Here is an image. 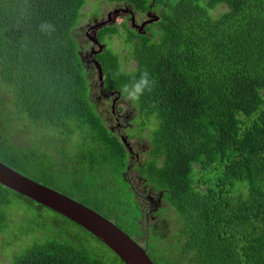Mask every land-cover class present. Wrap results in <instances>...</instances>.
I'll return each mask as SVG.
<instances>
[{
  "label": "trees",
  "instance_id": "trees-1",
  "mask_svg": "<svg viewBox=\"0 0 264 264\" xmlns=\"http://www.w3.org/2000/svg\"><path fill=\"white\" fill-rule=\"evenodd\" d=\"M106 1L159 18L143 32L127 22L96 29L105 48L93 56L100 90L120 99L142 72L155 81L131 101L138 131L150 129L145 186L125 177L128 150L91 96L88 77L100 71L86 66L75 34L88 0H0V161L97 211L155 264H264V0ZM116 36L124 52L108 43ZM25 125L37 138L20 146ZM148 191L166 204L152 226ZM42 209L54 212L0 184L2 245L30 238L9 264H124ZM167 213L171 235L154 236Z\"/></svg>",
  "mask_w": 264,
  "mask_h": 264
},
{
  "label": "rangeland",
  "instance_id": "rangeland-1",
  "mask_svg": "<svg viewBox=\"0 0 264 264\" xmlns=\"http://www.w3.org/2000/svg\"><path fill=\"white\" fill-rule=\"evenodd\" d=\"M88 1H89V4L83 10L84 11L83 14L88 13V12H92V14L89 15L87 19L86 17L82 19V22L76 28L75 34H76V38L81 43V47L85 48V54H84V58L86 61L85 63H86V66L90 68L91 66L94 67V65H92V62L91 63L88 62V57L92 51V48H95V45L93 44V42L90 43L86 39L85 33L87 31L90 36L96 33V30L94 31L90 29V26L92 25V22L95 19L93 14L95 13L96 7L99 10V13L97 14V17H96V23L102 22L103 20H107L108 15L112 13L111 18H112L113 24L121 25L124 16L129 15L130 13L127 12V10L129 9V6L125 3H109L106 0H88ZM141 17H142V20H145L147 18L146 21H149L151 19L149 17H146V15L144 14L143 15L141 14ZM137 21H138V18L136 22ZM108 43L112 44V49L115 52L119 53V52L125 51L123 49V47L125 46V43L122 42L119 36H116L112 42H108ZM102 44L105 45V43H102ZM88 80H89V85L91 84L90 87L92 86L91 96L95 98V102L98 104L97 108L104 115L109 117L108 123H109V126L112 128V130H114L120 137L130 136L132 140L131 142L134 143L133 145H137V143L135 142H138L139 148H136V150L139 153V161L132 164L133 175L132 176L129 175V177L131 179V182L137 188L142 190L141 186L143 185V179L141 177L138 178V172H139L138 165L145 163V161L148 159L149 150L147 151L145 150L150 148V143H149V138H148L150 129L143 131V132L138 131L137 127L138 125H140V122H137V123L135 122V119L138 117V115H137L136 109H134V105L132 104L130 100L121 97V99L119 98L118 101L116 102V99L114 100V98H118V95L113 94L111 97L105 98L100 93L99 83L101 81L103 82L104 78H102L101 80L100 77H94V79H91V82H90V77H88ZM114 111L117 112L115 116H113ZM118 116L120 117L118 120H116V117ZM117 124H120V126L118 127ZM25 126L26 127L24 129H22L20 132L17 133V135L20 134V136H17V138H15L16 139L15 142L19 144L20 146H28L32 144V142H30L31 139L37 138V135H36L37 132L35 131V129H32L33 126H28V125H25ZM137 131H138V134L135 136ZM68 154L73 155L74 148H70L68 151ZM60 172L61 171L57 170V173H60ZM32 179H34L35 181L43 185H46L48 187L58 190L57 188L53 187L54 185H52V183H49V181H46V179L44 178L32 177ZM72 184H75V181H73V183L69 185L72 187ZM60 192L65 193L64 191H60ZM74 198L79 199L78 195H75ZM162 205L166 206V204L163 202H162ZM145 207H149L148 204H145ZM15 208L23 212L25 216L28 218H31L32 216H34V214L30 210H27L24 207H19L16 205ZM42 214H43V217L46 219V222L47 221H57L59 223L60 228H63L64 231L72 234L73 236L77 235L80 238L86 237V240L89 242V244L92 243L93 246H95L99 251H101L99 253H101L102 256L106 258L112 257V253L109 250H107L100 242H98L91 235L84 232L82 229H80L78 226H76L72 222L68 221V219L48 209H42ZM152 214H153V211L148 209V215L146 216V218L148 219L147 223L149 226L153 225ZM159 217H162L163 220L159 222L158 226L154 230H152L151 233H153L154 236H157L159 238H167L172 233V229H171L172 221L169 219L170 214L167 213L164 216L160 215ZM55 233H56V228L49 227L48 233L45 235V237H52ZM31 236H32L33 242L41 239L38 235L33 234V233H31ZM8 240H11V239H8ZM3 241H4V236L0 235V264H9L11 258L16 254L15 252H19L21 249L25 248L28 245L25 242L27 241L30 242V238H28L27 236L25 237L24 242L23 241H13L9 245H2ZM31 244H29V246H31Z\"/></svg>",
  "mask_w": 264,
  "mask_h": 264
},
{
  "label": "water",
  "instance_id": "water-1",
  "mask_svg": "<svg viewBox=\"0 0 264 264\" xmlns=\"http://www.w3.org/2000/svg\"><path fill=\"white\" fill-rule=\"evenodd\" d=\"M127 12L132 14V10L130 9ZM111 16L112 13L108 15L107 20L97 22L90 28L95 31L107 24L112 25ZM148 17L151 18L149 21H146L142 25H136V27L144 29L148 23L159 20L157 16L151 13H149ZM96 38V33L91 35V40L99 43ZM102 49H104V46L100 45V50ZM95 62L100 71L99 77L102 80L101 66L97 61ZM122 140L124 143H127L126 138ZM0 184L53 210L83 228L105 244L124 264H155L146 250L115 223L68 195L20 174L1 161Z\"/></svg>",
  "mask_w": 264,
  "mask_h": 264
},
{
  "label": "flooded vegetation",
  "instance_id": "flooded-vegetation-1",
  "mask_svg": "<svg viewBox=\"0 0 264 264\" xmlns=\"http://www.w3.org/2000/svg\"><path fill=\"white\" fill-rule=\"evenodd\" d=\"M132 10V14L130 13L129 15H126V16H124V18H123V21H122V23L123 22H127V23H130V26L134 29V30H139L140 32H143V29H141L140 27H136V25H142L143 23H145L146 22V20H147V18L145 19V20H142V17H141V14H139V13H137L136 11H134L133 9H131ZM137 15H138V17H137ZM148 15L149 14H146V17H148ZM137 18H138V21L136 22V20H137ZM135 19V20H134ZM92 26V25H91ZM90 26V27H91ZM91 29V28H90ZM146 34H148V32L146 31ZM86 36H88V34H86ZM99 47H100V45H95V48H92V51H91V53L89 54V57H88V62H90L91 63V61H92V63H94V59H93V56H94V52H97L98 50H99ZM85 59V58H84ZM100 93L105 97V98H109V97H111L112 95L109 93V92H104V91H102V90H100ZM116 99V102L118 101V99H119V96H118V98H114V100ZM114 100H113V102H114ZM117 112L116 111H114V113H113V116H115V114H116ZM119 117L120 116H118V117H116V120H118L119 119ZM108 120H109V117L107 116V118H106V121H107V123H108ZM117 126L119 127L120 126V124H117ZM108 127L110 128V129H112L110 126H109V123H108ZM135 143H137V145H131V149H132V155H130V159H132V160H128V172H129V175L130 176H132L133 175V170H132V164L133 163H135V162H137V161H139V153L137 152V150H136V148H139V145H138V142H135ZM132 144V143H131ZM141 150H143V149H141ZM147 150H150V148L149 149H146L145 151H147ZM149 152V151H148ZM141 164H139L138 166H140ZM139 177H141L142 178V176H141V172L139 171L138 172V178ZM128 181H130V183H131V185L133 184L132 182H131V179H130V177H128V179H127ZM145 180H143V185H142V188L145 186ZM137 188V187H136ZM139 189V188H138ZM139 190H141V189H139ZM144 192H146V190H144ZM147 194L149 195L148 196V198H149V200H150V210H152L153 211V213L157 210L156 208L158 207H160V206H162V202L163 201H161V194L157 197V199H155L153 196H151L150 195V191H148L147 192ZM147 214H148V211H147Z\"/></svg>",
  "mask_w": 264,
  "mask_h": 264
},
{
  "label": "clouds",
  "instance_id": "clouds-1",
  "mask_svg": "<svg viewBox=\"0 0 264 264\" xmlns=\"http://www.w3.org/2000/svg\"><path fill=\"white\" fill-rule=\"evenodd\" d=\"M93 26V25H92ZM86 36V34H85ZM91 36L88 34V36H86V39L92 43L93 41L91 40L90 38ZM98 40L99 43H96L93 42L94 45H102L104 46L105 48V45L101 43L100 39L96 38ZM81 45V43H80ZM84 47H83V51H84ZM100 49V47H99ZM85 54V52H83ZM84 54H83V58H84ZM85 60V59H84ZM94 63L96 64V60L94 59L93 60ZM92 62V61H91ZM99 77V76H98ZM155 84V81L150 79V76H149V73L147 71L145 72H142L139 76V78L133 82L132 84H125L121 91L125 94V98L130 100V101H138L140 99V97L144 94V92L147 90V91H151L152 90V87L154 86ZM112 130V129H110ZM114 131V130H113ZM115 132V131H114ZM116 133V132H115ZM117 134V133H116ZM118 137L120 138L121 142H123V138H126L127 139V143H124V146L127 148L128 150V153H129V159H130V155H132V149H131V145H133L134 143H132L129 139V136H123V137H120L118 135ZM132 143V144H131ZM149 153V152H148ZM149 158V157H148ZM128 159V160H129ZM134 164V163H133ZM140 167V166H138ZM140 171V170H139ZM125 177L128 179L129 177V172H128V166H127V169H126V172H125ZM138 243V242H137ZM140 245V244H139Z\"/></svg>",
  "mask_w": 264,
  "mask_h": 264
}]
</instances>
